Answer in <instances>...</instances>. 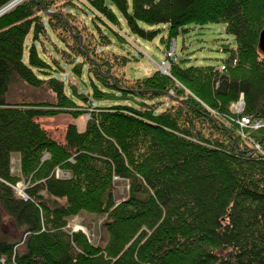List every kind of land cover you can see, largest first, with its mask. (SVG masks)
Returning a JSON list of instances; mask_svg holds the SVG:
<instances>
[{
  "label": "trees",
  "instance_id": "obj_1",
  "mask_svg": "<svg viewBox=\"0 0 264 264\" xmlns=\"http://www.w3.org/2000/svg\"><path fill=\"white\" fill-rule=\"evenodd\" d=\"M57 4L89 14L78 0H29L0 17V264H264V0H93L98 16L86 35L62 13L45 14ZM208 24L234 41L220 66L180 58L168 76L118 78L116 69L138 58L114 28L148 41L159 30L142 26L166 25L168 49L188 26ZM59 29L69 50L52 44L60 54L49 64L43 43ZM97 36L112 49L95 50ZM114 47L128 52L117 58ZM59 64L77 85L60 78ZM16 83L47 88L52 98L11 95ZM116 96L130 104H90ZM240 98L238 114L231 107ZM60 115L89 118L83 131L68 125L59 143L36 119ZM56 168L68 176L56 178ZM19 178L28 182L25 201L12 189ZM120 180L127 189L117 204ZM80 213L103 216L104 245L65 230Z\"/></svg>",
  "mask_w": 264,
  "mask_h": 264
},
{
  "label": "rangeland",
  "instance_id": "obj_2",
  "mask_svg": "<svg viewBox=\"0 0 264 264\" xmlns=\"http://www.w3.org/2000/svg\"><path fill=\"white\" fill-rule=\"evenodd\" d=\"M29 0H12L9 2L5 7L0 9V17L3 16L4 14L12 11L16 6L27 2ZM84 4V8L88 10L89 14H84L86 16H83L80 12L78 11H73L70 10L65 11V9H62L59 4L55 5L57 8L59 7L60 9H55L50 7L48 11L45 12L46 15L51 16L53 13L60 12L62 13L66 19L68 18L79 30L82 32V34L86 35L87 30L82 31V28L85 25H88L90 27L89 22L91 20H94V16H98L91 8L89 5V1L93 0H78ZM85 1H88L86 3ZM56 3V2H54ZM83 8V9H84ZM84 9V10H85ZM60 10V11H59ZM116 13V11H114ZM70 13L71 15L68 16L67 14ZM93 13V14H92ZM117 14V13H116ZM83 23V25H82ZM98 23V22H97ZM123 24V22H122ZM98 26L100 27V30L103 29L104 27L98 23ZM111 26V25H110ZM144 30H159V33L155 36V38L151 40H141L137 39L133 36H126L125 35V28L124 25L121 28L115 29L120 33L123 37H125V42L129 43V46H126V49L130 51L131 55H134L136 53V56L138 59H135L134 62H129L127 65L123 64L120 65L118 70V78H128V79H136L138 77H147L150 76V74L154 71L160 72V74L164 76L169 75V69L171 67V63L175 62L176 59H185V64L188 66H220L221 61L224 60L228 54L222 51V48L224 46H227L229 48H234V41L231 36H228L224 33L223 31V26L222 25H215V24H208L202 27H195V26H188L187 31L184 33H181L177 36V38L170 43V47L167 49L166 43L164 42V38L166 37V25H157V26H152V27H147V26H142ZM61 30V29H59ZM62 31V32H61ZM58 33V37L55 38L53 35L49 38L48 41H44V46L46 47L45 49L43 48V52L45 53L46 60L51 64V62H54L55 60L58 59V53L60 54V50H57L58 53H54L52 44H58L61 48V51L67 53L69 49H67L65 46H63V43L61 44L57 39H63L66 38V35L64 34V31L61 30ZM106 32L105 30L102 31V33ZM104 36V35H103ZM92 41V46L95 48V50L99 51L101 48H104L106 38L103 37H90ZM42 44V46H43ZM70 44V43H69ZM104 44V46H103ZM110 44V43H108ZM50 45V46H49ZM112 44L108 45V48H104L101 50H111L112 49ZM116 53H112L113 56L119 58L121 55H126L127 50H121L119 48L114 47ZM52 52V53H51ZM175 52V55L174 53ZM97 57L102 56V52H96ZM110 55V53L108 54ZM118 55V56H116ZM56 57V58H53ZM110 57V56H109ZM174 60V61H171ZM83 61V72L81 77L85 79L87 77V62ZM221 67H223L221 65ZM57 71H61L63 74L60 75V78L68 80L72 86L77 85V80L71 75V72L69 70V66L59 64L57 65ZM54 76H58L59 74L53 73ZM89 75L91 73L89 72ZM92 76V75H91ZM94 75L92 76L94 80ZM26 86H22L19 83H16L13 85V87L10 89L11 90V95L12 94H20L24 93V100H47L52 98V95L50 91L47 88H41V89H33L29 88L26 89ZM89 92H86L85 95H88ZM185 94H188V92H185ZM21 95V94H20ZM18 97L17 95L13 96V99H16ZM118 96L115 98H107L103 101H94L91 100L90 104H93L94 106L101 108V107H112V106H117V105H127L130 104L127 101L121 100ZM123 99V98H122ZM127 100V99H124ZM78 104H81V102L78 101ZM243 101L240 98L238 103L233 105L231 107L232 112L240 113L243 109ZM87 115H83L78 119H72L68 115H60L55 118H38L36 119L37 123L48 133L49 137H51L53 140L59 143H63V138H64V131L65 128L68 125H73L77 128L79 131H83L84 124L88 120ZM247 121L245 119L241 120V125L244 126L246 125ZM253 128L258 127V123L255 122L254 125L252 126ZM47 157V156H46ZM11 172L13 175H19L20 174V159L17 155L11 156ZM54 175L56 178L63 179L68 176L67 173L59 170L56 168L54 171ZM28 182H25V180H21L19 178L18 185L16 184L12 189L14 190V193L16 196H23L24 191L28 187L27 185ZM126 189H127V181L125 180H120L117 181L114 186H113V196L115 202L118 204L121 201L125 199L126 196ZM23 191V192H22ZM19 192V193H18ZM25 194L23 197H20L22 200L25 199ZM5 222H8L7 220ZM104 222L103 216H97L94 214H88V213H80L74 218H71L68 220L67 225L65 227V230L67 232H77L81 231L83 234L86 233L87 237L89 239V242L97 246L98 244L100 246L104 245L106 242L105 238V232L103 228H101V224ZM9 224L6 223V226L4 227V230L8 234H14L12 232L13 226L10 225L9 227L7 226ZM23 242L21 241L17 247L22 248Z\"/></svg>",
  "mask_w": 264,
  "mask_h": 264
},
{
  "label": "water",
  "instance_id": "obj_3",
  "mask_svg": "<svg viewBox=\"0 0 264 264\" xmlns=\"http://www.w3.org/2000/svg\"><path fill=\"white\" fill-rule=\"evenodd\" d=\"M259 47H260L261 51H264V29L260 34Z\"/></svg>",
  "mask_w": 264,
  "mask_h": 264
},
{
  "label": "bare ground",
  "instance_id": "obj_4",
  "mask_svg": "<svg viewBox=\"0 0 264 264\" xmlns=\"http://www.w3.org/2000/svg\"><path fill=\"white\" fill-rule=\"evenodd\" d=\"M18 185V184H17Z\"/></svg>",
  "mask_w": 264,
  "mask_h": 264
}]
</instances>
